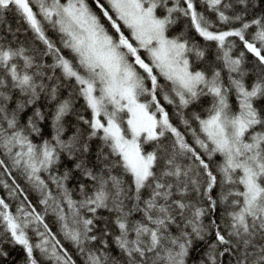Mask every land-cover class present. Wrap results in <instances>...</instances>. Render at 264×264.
<instances>
[{
  "label": "snow or ice",
  "instance_id": "obj_1",
  "mask_svg": "<svg viewBox=\"0 0 264 264\" xmlns=\"http://www.w3.org/2000/svg\"><path fill=\"white\" fill-rule=\"evenodd\" d=\"M95 3L112 31L86 0H0V25L14 12L45 46L20 43V29L10 24L0 35V155L11 164L0 159L11 180L0 185L17 201L13 211L0 198V244L22 247L26 264H76L45 220L51 210L83 264H189L198 243L206 247L198 264H220L226 254L235 264H264V14L245 19L255 0H199L215 20L198 10L197 0ZM180 18L215 44L214 61L185 33L167 35ZM199 62L206 66L196 68ZM62 88L69 89L63 99ZM203 98L210 101L203 115L187 111ZM42 99L54 105L50 139ZM69 115L77 123L65 138ZM97 140L99 170L89 162ZM64 155L92 182L91 191L79 183V200L65 186L71 169L50 174ZM13 170L40 193L43 213ZM41 173L50 174L58 195ZM99 209L114 218L99 217ZM97 219L104 220L99 235Z\"/></svg>",
  "mask_w": 264,
  "mask_h": 264
},
{
  "label": "trees",
  "instance_id": "obj_2",
  "mask_svg": "<svg viewBox=\"0 0 264 264\" xmlns=\"http://www.w3.org/2000/svg\"><path fill=\"white\" fill-rule=\"evenodd\" d=\"M86 2L89 4V6L92 8V10L94 12H96V14L98 16L101 17V20L105 24V26L108 27L110 31H112L110 24L107 22L106 19L103 18V15L100 12L99 8L96 7L95 0H86ZM100 2L102 4H105V0H100ZM255 3H256V6L254 8H249V10L245 16V19L250 20L255 16H259L261 14H264V0H255ZM105 7H107L106 4H105ZM197 8H198V10L205 12V14L208 15L211 19L215 20V14L207 12L206 6L200 5L199 0H197ZM235 11H237V12L243 11V6L237 5L235 8ZM252 12H254V15L252 14ZM189 23H190L189 21L184 19L182 21V24L178 26L176 31H180V32L183 31V33H185L193 41L197 42L201 47H205L207 49V61H214L215 60V49H216L215 44L214 43H206L190 27L186 28L185 26ZM7 24L11 25L13 31H15L17 28L20 29V32L17 33L18 41L20 43H24L26 45H34L35 47H37L41 50L44 49L45 46L39 40H36L34 38L33 33L30 30H28V26L14 12L5 13V24L0 25V35L5 34V25H7ZM45 28H46L47 36L59 46V37H58L57 33L55 31H53L47 25H45ZM124 31H125V34L128 35L127 29H124ZM9 39H11V37H9ZM237 44L239 45V41H237ZM240 50H243L242 45H239V47L237 48V53ZM64 54L68 55L67 52H65ZM247 59L252 61V62L254 61V58L250 54L248 55ZM45 60L48 63H52V57L51 56L45 57ZM205 66H206L205 62H199V63L195 64V67L198 69L204 68ZM57 75H59V72H57ZM68 92H69L68 88H62L60 91L61 99L66 98L68 96ZM17 96H18V93H17ZM204 102H205V100H201L199 103L191 105L190 108L187 109V111L189 113H191L192 111H197L203 115L204 114V111H203L204 107L202 104ZM83 104H84L83 100L80 99V100L76 101L74 107L76 110L79 111L82 109ZM14 106H15V99L9 105V107H14ZM39 106L42 108V110L46 114V121L44 122V129H45L44 138L50 139L51 134H52L51 113H52V110L54 109V105L47 104L46 101L42 99L39 102ZM163 106L165 107L166 111H168L170 116L172 117L173 123L176 124L177 126H179L181 128V130L183 131V126L179 124L178 118L175 117L172 106L168 105L166 103H164ZM31 112H32V109L29 108L26 111V113L24 114V116L21 117L22 122L26 119L27 115L31 114ZM82 114L85 115L86 117L90 118V113H88L87 111H84ZM76 123H77V121H76L74 115H69L65 118V126H66L65 138H67L68 136H70L73 133V131H74L73 125H75ZM187 138L191 142L192 137L189 135ZM33 140L37 143L40 142L38 137H33ZM98 144H99L98 140L92 142V153L89 156L90 166L96 165L95 152L97 150ZM145 147L148 150H151L150 146L146 145ZM66 157H67L66 155L61 157L60 163L57 164L56 166H54V168L51 170V173H50L51 175H63L62 169L64 166L60 165L62 160L65 158V161L67 163H70L72 161V160L67 159ZM0 159H5V161L9 164V167H11L10 161L7 160V157L0 155ZM99 167H100V165H96L97 170H99ZM114 172L118 174V170H114ZM50 174L49 173H41V177H42V179L45 180V182L49 186V189L53 193H55L56 185L53 184L52 180L49 178ZM11 175H12V177H14L16 179L17 183L23 188V190L27 194L29 200L36 207L37 211L43 213L44 212V206L40 204V199H41L40 193L37 190H35L31 184H29L27 182L26 178L19 171L13 170L11 172ZM71 175H72V177L76 176L77 179L79 178L81 180V182L84 184L87 181L84 178H81V176L79 177V175H77V171L74 173H71ZM0 179H3L5 182H7L9 185H11V180L8 178V174L3 172V169H0ZM126 179H128V178H126ZM68 189L71 190L73 199L79 200L81 198L80 193L77 192L75 189H73L72 187L71 188L68 187ZM0 198H5L6 202L11 204L12 210L13 211L15 210V205H16L17 201H12V200L8 199L7 190L4 189L2 185H0ZM65 207H66V205H65ZM103 210L104 209H99L98 212L102 213ZM104 212H106V211H104ZM220 213L221 212L218 210L216 213V219L220 218ZM85 215L90 216L91 214L85 212ZM55 217L56 216L51 212V210H49L48 213L45 215V220L49 224L53 233H56L58 235V238L62 241L64 247L67 249V251L73 257V259L76 261V264H83V259L81 258L80 255L77 254L76 248L69 241L65 240L62 235H60V231L55 225L58 223L57 218H55ZM103 227H104V220L102 221V224L99 227V229L97 231L95 230L97 235H99V231ZM113 231H115V229H113ZM30 235H31V233H30ZM33 239H34V237H33ZM108 240H109V243H111V237H109ZM0 248H2L4 251H6L8 253L7 258L0 257V264H26V254H25L22 247L14 246L11 243H2V244H0ZM114 250L117 252V250L113 246L110 249V251L113 255H116L114 253ZM196 254L197 253H194V251H193L191 259L189 261V264H198L199 260L196 258ZM36 255L39 256V253L37 252Z\"/></svg>",
  "mask_w": 264,
  "mask_h": 264
},
{
  "label": "bare ground",
  "instance_id": "obj_3",
  "mask_svg": "<svg viewBox=\"0 0 264 264\" xmlns=\"http://www.w3.org/2000/svg\"><path fill=\"white\" fill-rule=\"evenodd\" d=\"M252 14L254 15V12H252ZM249 61V63L246 65L248 68H252L253 67V63H252V61H250V60H248ZM251 81H252V77L250 76L249 78H248V82L249 83H251ZM206 102L209 104V100H206ZM233 103H234V101H233ZM261 103H264V102H261ZM67 158V157H66ZM68 159V158H67ZM217 159H219V158H217ZM61 166H64L63 167V169H62V173H64L65 172V170L66 169H71L72 171H71V173H74V172H76L77 170H75V168H74V161L72 160L70 163H67L66 161H65V158L62 160V162H61V164H60ZM11 166V165H10ZM213 168H215V165H213ZM77 175H79V177L81 176V178H84L82 175H81V173L79 172V171H77ZM85 180H87L86 178H84ZM79 183H81V180L78 178L77 179V177L76 176H74L72 179H70V180H68V181H66V183H65V186H66V188H68V187H72L73 189H75L77 192H79ZM85 185H87L88 186V190L89 191H91V185H92V182L90 181V180H87L86 182H85ZM219 192V189L217 188L216 190H214V195L216 194V193H218ZM54 195H58V192H57V189H55V193H53ZM104 211H106V210H103V212L102 213H100V212H97V215L99 216V217H102V218H114V214L112 213H108L107 211L106 212H104ZM219 211L220 212H222L223 211V209L221 208V209H219ZM56 218V217H55ZM138 218V217H137ZM102 221H103V219H97L96 221H95V223H96V225H97V228H96V231L99 229V227L101 226V224H102ZM59 223H57V224H55L56 225V227L59 229V231H60V227H59V225H58ZM109 226L112 228V229H115V227H114V225H111V224H109ZM196 248H197V250H195L194 251V253H197L196 254V258L198 259V260H200L202 257H203V255H204V252H205V250H206V247L203 245V244H201V243H198L197 244V246H196ZM114 253L115 254H117V252L114 250ZM230 261H231V264H235V258L231 255V254H226L224 257H222V258H220V264H230Z\"/></svg>",
  "mask_w": 264,
  "mask_h": 264
},
{
  "label": "rangeland",
  "instance_id": "obj_4",
  "mask_svg": "<svg viewBox=\"0 0 264 264\" xmlns=\"http://www.w3.org/2000/svg\"><path fill=\"white\" fill-rule=\"evenodd\" d=\"M183 20H184L183 18H180L175 25H173L172 27H170V29L168 30V33H167V35L169 37H174V36H177V35L183 33V31H181V32L180 31H176L177 28H178V26L182 24V21ZM202 100H205V102L202 105H203V107H206L208 105V103L206 102V100H209V99L208 98H203Z\"/></svg>",
  "mask_w": 264,
  "mask_h": 264
}]
</instances>
